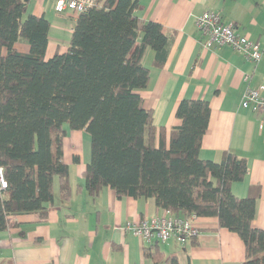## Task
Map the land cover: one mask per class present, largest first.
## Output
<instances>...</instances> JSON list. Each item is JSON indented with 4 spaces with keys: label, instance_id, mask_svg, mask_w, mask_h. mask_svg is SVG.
I'll return each instance as SVG.
<instances>
[{
    "label": "trees",
    "instance_id": "16d2710c",
    "mask_svg": "<svg viewBox=\"0 0 264 264\" xmlns=\"http://www.w3.org/2000/svg\"><path fill=\"white\" fill-rule=\"evenodd\" d=\"M139 7L137 0H96L78 15L68 50L47 60L50 22L29 14V0H0V167L8 182L0 191V232L15 215L46 219L55 179L61 200L70 201L67 126L91 136L83 176L92 198L109 187L119 199L154 200L174 216L217 219L244 242V264H264V229L253 226L257 198L232 192L248 174L247 159L234 152H224L220 162L200 156L209 102L179 104L181 125L172 128L169 146L154 126L139 93L151 78L143 60L151 49L155 66L163 67L169 38L161 24L140 22ZM19 41L28 53L16 49ZM145 255L155 264L165 261L159 244Z\"/></svg>",
    "mask_w": 264,
    "mask_h": 264
},
{
    "label": "crops",
    "instance_id": "0c3cea01",
    "mask_svg": "<svg viewBox=\"0 0 264 264\" xmlns=\"http://www.w3.org/2000/svg\"><path fill=\"white\" fill-rule=\"evenodd\" d=\"M137 1L140 22L161 24L169 38L163 67L155 66L156 53L151 49L143 60L151 78L149 86L139 93L145 107L153 110L154 126L164 130L169 146L172 128L181 125L176 116L179 104L183 100L209 102L211 119L200 156L220 162L224 152H234L247 159L248 174L243 182L233 184L232 192L238 198H257L253 226L264 229L263 117L242 106L246 91L264 84V53L255 63L230 47L207 48L197 28L203 13H219L224 23H233L239 34L264 50V0ZM55 3L29 0V14L44 17L51 25L47 60L68 50L78 18L74 12L57 13ZM16 49L28 53L30 47L19 41ZM67 128L64 161L70 167L73 195L69 202H63L59 180L55 179V200L46 219L39 214L12 216L10 227L0 232V264H155L145 255V249L154 244L164 253L162 264H171L173 258L179 264H244V242L220 228L217 219L198 218L199 235L186 245L145 242L133 236L128 230L130 223L165 211L159 210L154 200L119 199L109 187L92 198L83 176L91 160V136Z\"/></svg>",
    "mask_w": 264,
    "mask_h": 264
},
{
    "label": "built area",
    "instance_id": "2783aa9c",
    "mask_svg": "<svg viewBox=\"0 0 264 264\" xmlns=\"http://www.w3.org/2000/svg\"><path fill=\"white\" fill-rule=\"evenodd\" d=\"M95 3L96 0H56L55 11L59 14L74 12L79 15ZM197 28L207 48L230 47L248 61L255 63H259L263 58L262 46L239 34L233 23H224L219 13L210 11L203 13L198 17ZM245 81L249 82L250 77L246 76ZM242 106L262 115L261 127L264 129V84L258 89L249 88L245 93ZM7 188L5 171L0 167V191L3 192ZM197 220L196 215L178 217L165 212L138 223H130L128 230L133 236L145 242L177 241L181 245H186L199 235Z\"/></svg>",
    "mask_w": 264,
    "mask_h": 264
},
{
    "label": "rangeland",
    "instance_id": "374dc122",
    "mask_svg": "<svg viewBox=\"0 0 264 264\" xmlns=\"http://www.w3.org/2000/svg\"><path fill=\"white\" fill-rule=\"evenodd\" d=\"M66 128H67V126H66ZM68 129V128H67Z\"/></svg>",
    "mask_w": 264,
    "mask_h": 264
}]
</instances>
